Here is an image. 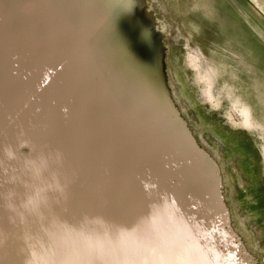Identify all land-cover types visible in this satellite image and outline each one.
Listing matches in <instances>:
<instances>
[{
	"label": "rangeland",
	"instance_id": "obj_1",
	"mask_svg": "<svg viewBox=\"0 0 264 264\" xmlns=\"http://www.w3.org/2000/svg\"><path fill=\"white\" fill-rule=\"evenodd\" d=\"M4 1L13 22L21 0ZM39 1L50 6L48 13L66 21L57 33L68 28L69 40L61 54L53 47L52 66L44 70L38 67L42 60L39 51H34L31 60L36 73L24 78L32 81L31 87L21 88L13 81L22 73L20 56L28 43L23 39L26 25L9 27L14 44L5 65H19V69L4 67L0 71V123L14 118L11 127L19 136L0 142V163L6 160L8 149L15 151V156H9L14 165L26 162L32 148L28 142L21 146L20 141L38 139V151L44 154L48 168L67 164L78 172L80 165L94 160L91 154L80 159L73 156L70 148L75 133L97 130V113L114 116L112 105L107 107L103 100L129 102L142 96L156 112L174 111L191 142L217 173L214 184L198 185L202 189L216 187V197L228 216L225 228L235 234L233 243L220 242L225 256L221 264L233 263L226 252L228 244L233 247L234 243L241 246L239 256L244 255L247 264H264V0ZM39 22L40 18L33 25ZM90 27H94L93 34L79 43V50H72L77 37ZM51 69L56 76L47 88L44 79ZM115 74L133 80L134 86L119 88L120 79ZM136 74H141L139 82L133 79ZM164 96L166 104L161 102ZM28 97L32 103H25ZM97 97L103 99L102 108H97ZM56 111L76 112L77 119L73 116L64 121L56 117ZM82 140H97V131L87 132ZM25 170H19V175ZM87 173L81 181H87ZM10 185V201L25 196ZM86 186L92 191L88 183ZM178 202L187 206L190 201ZM193 206L196 217L201 218L204 209ZM94 207L92 213L100 209L97 204ZM37 218L50 227L52 217ZM68 220L72 226L78 225L80 232L81 228H94L97 218L95 213L73 214ZM45 234L46 230L37 231V242L19 250L20 264H53L57 250L42 241H47Z\"/></svg>",
	"mask_w": 264,
	"mask_h": 264
},
{
	"label": "water",
	"instance_id": "obj_2",
	"mask_svg": "<svg viewBox=\"0 0 264 264\" xmlns=\"http://www.w3.org/2000/svg\"><path fill=\"white\" fill-rule=\"evenodd\" d=\"M21 4L12 22V11L0 0V71L4 67L19 69V65H5L14 44L10 28L21 24V29L26 25L23 39L28 43L21 59L18 58L23 75L14 76L13 82L27 88L32 81L24 78L36 73V65L31 60L33 52L39 51L42 59L38 67L42 70L51 67L53 47L56 46L57 54L63 53L70 31L65 28L57 33L59 25L66 21L48 13L50 6H43L39 0H21ZM38 18L40 22L33 25ZM81 25L82 21L75 29L77 34ZM93 32L94 27L84 31L72 50H79V43ZM53 74L51 69L44 79L48 82L47 88L54 81ZM121 75L123 78L114 75L120 79L119 88L122 85L132 88L134 81ZM133 79L139 82L141 74ZM68 88L72 89L69 85ZM166 99L164 96L161 102L166 104ZM102 100L97 97V108L112 105L114 116L97 113V130L87 128L84 133L73 130L76 139L70 148L73 156L80 159L91 154L94 160L80 165L78 172L67 164L54 170L48 168L44 154L38 151V139L20 141L21 146L28 142L32 149L26 156L27 161L19 162L18 166L9 157L15 156V151L7 150L6 160L0 163V264H20L19 250L34 245L39 230H46L47 236L43 237L47 241L43 242L60 249L52 257L53 264H221L225 256L220 242L233 243L235 234L225 228L228 216L216 197V187L206 185L202 189L198 185L214 184L217 173L204 153L191 142L183 123L174 117L172 109L154 111L150 100L142 96L129 102L119 98L114 103ZM32 101L28 97L25 103ZM126 103L128 107L124 106ZM1 107L0 104V113ZM55 115L67 122L73 116L77 119L76 112L56 111ZM14 123V118L0 123V142L9 137L18 138L19 132L11 127ZM95 131L97 140H82L84 134ZM22 169L25 172L19 175ZM88 171L87 181H81ZM11 183L14 190L25 194L23 198L9 200ZM87 183L92 191L85 188ZM181 199L190 201L188 207L178 202ZM95 204L100 209L97 207L92 213ZM193 205L204 209L199 215L201 218L196 217ZM94 213L96 224L89 231L81 228L79 232L78 225L75 228L68 220V215ZM39 215L52 217L48 220L49 228L45 227V220L39 222ZM227 248L232 264H247L244 255L239 256L243 252L240 245L228 244Z\"/></svg>",
	"mask_w": 264,
	"mask_h": 264
},
{
	"label": "bare ground",
	"instance_id": "obj_3",
	"mask_svg": "<svg viewBox=\"0 0 264 264\" xmlns=\"http://www.w3.org/2000/svg\"><path fill=\"white\" fill-rule=\"evenodd\" d=\"M51 246L55 248L54 245H51ZM56 250H57V251H55L54 253H55V254H58V251H60V249H57V248H56ZM54 253H53V254H54ZM51 264H52V263H51Z\"/></svg>",
	"mask_w": 264,
	"mask_h": 264
}]
</instances>
